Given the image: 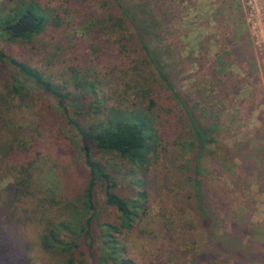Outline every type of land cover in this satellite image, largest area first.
Returning <instances> with one entry per match:
<instances>
[{
  "label": "rangeland",
  "instance_id": "obj_1",
  "mask_svg": "<svg viewBox=\"0 0 264 264\" xmlns=\"http://www.w3.org/2000/svg\"><path fill=\"white\" fill-rule=\"evenodd\" d=\"M35 1L54 8L51 9L50 24L40 34L29 38L8 39L0 35V45L6 53L39 67L53 82L67 87L76 100L68 106L71 116L85 127H91L104 120L112 107L127 110L147 104L148 98L156 100L152 111V125L157 133L156 152L145 170L132 174L126 160L117 154L100 151L92 139L87 142L98 160L114 167L119 175V189L127 198L141 199L139 194L147 192L142 199L147 206L141 215L143 221L155 225L147 234L137 230L130 236L131 255L143 264L190 261L193 256H185L184 244L190 245L193 236L200 244H205L207 236L201 229L192 230L186 226V232L181 228L184 222H193L195 217L189 198L191 153L185 111L172 98L168 87L160 83L155 71L145 74L137 51L129 49L124 54L112 43H101L97 29L89 30L88 21L97 19L102 13L101 0ZM164 1L168 5L167 16H170L169 20L173 16V20L163 28L161 38L165 39L163 44H167L163 54L174 85L188 98L196 97L197 100L201 95L204 100L209 98L197 108L190 102L196 113L210 103L217 105L223 101L226 105L225 114L218 120L221 124L219 143L213 147L216 158L208 160L210 172L207 176L210 196L218 200L220 221L226 217L228 229L233 222L241 226L252 223L264 226V193L259 187L258 170L264 166L260 158L264 148L257 146L259 143L264 145L257 133L261 126L259 115L264 111V0ZM10 3V0H0V7ZM238 27L252 42L255 69L249 73L237 66L225 68L226 71L218 76L225 77L224 86L209 67L223 47L228 49L231 45L232 31ZM219 62L218 67L226 64ZM17 72L13 65L0 62V128L4 125L1 111L7 112L6 101H12L15 96L11 83ZM221 88L224 91H220ZM147 89L150 91L145 93ZM15 102L19 108L12 114L21 120L15 130L23 140L22 157L32 168L35 190L51 200L78 201L89 179L82 151L84 139L68 122L57 100L41 90L31 87L23 101L17 99L13 104ZM252 149H256V156L245 152ZM249 161L254 166L250 167ZM13 181V171L0 160V220L3 221V234L12 241L8 243L10 259L22 257L29 260V264H62L59 258L42 250L39 223L19 220L31 214L33 206L13 199L5 192ZM97 189L103 220L117 221L112 209L104 206L103 185ZM11 202L15 203L14 207ZM11 210L21 217L10 220ZM167 219H170V231L162 228ZM220 221L217 219L218 225H215L217 233L224 229L223 221L222 225ZM94 229L98 247L102 241L101 233L97 232L98 225ZM86 245L80 252L85 255H80L77 264H86L82 260L92 255L88 243Z\"/></svg>",
  "mask_w": 264,
  "mask_h": 264
},
{
  "label": "trees",
  "instance_id": "obj_2",
  "mask_svg": "<svg viewBox=\"0 0 264 264\" xmlns=\"http://www.w3.org/2000/svg\"><path fill=\"white\" fill-rule=\"evenodd\" d=\"M10 1V5L0 7L1 36L8 39L29 38L40 34L50 24L53 16L51 11L54 8L44 7L35 0ZM100 6L102 9L100 16L87 23V26H90L89 30L97 29L101 43H112L122 53L129 49L137 51L138 60L144 66L145 74L151 70L155 71L160 83L168 87V92L172 98L177 100L187 116L191 153L188 187L190 188V208L192 216L195 217L193 222L183 221L185 227L181 228L186 232V226L192 227V230L201 229L206 233L207 238L205 244H200L191 235L193 239L190 238V245L185 243L183 250L187 258L188 256H193V258L190 261L186 259L184 264L189 262L194 264H264V226L259 223L241 226L235 222L231 223L232 220H230L231 226L228 229L225 226V217L224 221L222 220L224 229L221 233H217L215 225H218L217 219L220 221L222 217L219 216L218 200L211 197L209 192L207 176L210 172V165L208 160L216 158L213 147L215 148L219 143L218 132L221 124L218 120L225 114L226 105L221 100V103L213 105L210 99L208 101L210 106L204 105L206 108L199 109L200 112L196 113L190 102H193L194 107L197 108L209 98L204 100L202 95L197 97L199 101L195 100L196 97L189 96L188 98L185 92L174 85L167 71V58L163 54L167 44H163L165 39L161 38L163 28L173 20V16L171 20H169L170 16H167L168 10L165 9L168 5L164 0H101ZM55 14L56 18L60 19L59 14ZM26 18L34 21L33 28L26 33H13L11 27ZM231 38L229 39L231 45L228 49L223 47L209 67L213 69L218 82L224 86L223 78L225 77L218 78V76L226 71L225 68L237 66L240 70L250 73L256 64L254 49L248 34L238 27L232 31ZM224 58L229 61L224 62ZM219 61L226 64L218 67L217 65L221 64ZM0 62L11 64L18 70L17 74L12 76L11 83V90L15 96L12 101H6L8 103L7 112L1 111L4 125L0 128V154H2L0 160L13 171L14 177V181L6 187L5 192L11 194L15 200L26 201L33 206L31 214L19 220L39 223L42 250L59 258L62 264H77L78 259L81 260L80 255H85L80 252L87 246L86 243L92 253L90 258L85 257L82 260L86 264H143L131 255L128 241L137 230H142V234H147L149 229L155 225L143 221L141 215L147 206L146 201L142 200L147 192L143 191L139 194L141 199L127 198L119 189V175L114 167L98 160L87 140L92 139L100 151L117 154L126 160L132 174H138L137 170H145L156 152L157 133L152 125V111L157 104L156 100L153 97L148 98L147 104L143 103L141 106L127 110L112 107L104 120L91 127H85L70 115L68 106L76 100L67 87L53 82L39 67L6 53L1 45ZM31 87L56 99L58 107L66 114L68 122L84 139L82 151L89 170V179L86 190L78 201L65 198L51 200L47 196H40L35 190L32 168L22 157L23 140L17 136L15 130V126L21 124V120H17L12 114L16 108H19V104L16 102L13 104V102L17 99L23 101L24 96L29 95ZM149 91L147 89L145 93ZM220 91H224V88ZM259 118L261 126L257 133L261 135L259 138L264 140V111L262 115L260 113ZM257 146L264 148L261 143ZM255 151L256 149H252L245 152L249 156H256ZM260 158L264 161V152ZM249 166H254V163L249 161ZM260 169L258 167L259 187L264 193V166ZM99 185H103L104 189V206L112 209L117 221L103 220L97 198ZM11 205L14 207L15 203L11 202ZM11 205L9 203V206ZM38 214L40 216L36 218ZM10 215V220L13 221L21 217L14 210H11ZM95 221H98V224ZM166 221L162 228L170 231L172 229L170 219ZM2 223L3 221L0 220V264H29V260L22 257L18 260L10 259L11 250L8 243L12 241L6 234H3ZM95 225L99 226L97 232L101 233L102 238L98 247L94 234Z\"/></svg>",
  "mask_w": 264,
  "mask_h": 264
},
{
  "label": "water",
  "instance_id": "obj_3",
  "mask_svg": "<svg viewBox=\"0 0 264 264\" xmlns=\"http://www.w3.org/2000/svg\"><path fill=\"white\" fill-rule=\"evenodd\" d=\"M34 26V21L31 18H26L11 27V31L15 34L29 32Z\"/></svg>",
  "mask_w": 264,
  "mask_h": 264
}]
</instances>
